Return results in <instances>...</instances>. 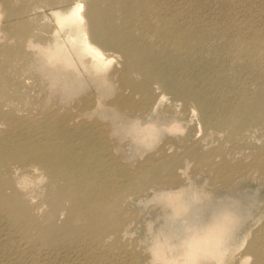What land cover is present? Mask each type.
<instances>
[{
	"label": "rangeland",
	"instance_id": "rangeland-1",
	"mask_svg": "<svg viewBox=\"0 0 264 264\" xmlns=\"http://www.w3.org/2000/svg\"><path fill=\"white\" fill-rule=\"evenodd\" d=\"M234 1L193 4L225 14L231 27L237 14L228 4ZM237 2L246 7L240 18L262 10L258 26L264 24V0ZM12 4L16 12L32 1ZM13 18L1 14L0 24L12 25ZM20 35L14 30L9 39L14 48H5L6 32L0 31V264H165L152 251L161 246L155 245L158 238L176 249L182 223L197 224L222 211L229 226L222 250L207 260L171 251L167 262L253 264L247 246L264 222V173L259 165L243 171L264 158V136L250 130L254 122L227 129L226 113L209 132L194 100L165 93L157 102L170 105L161 116L170 115L171 126L140 131L129 124L113 126L129 118L119 107L104 106L116 95L114 81L105 83L106 92L97 98L100 109L72 107L93 82L82 87L84 80H75L66 89L68 78L49 79L46 68L28 62L32 50L17 45ZM203 56L189 74L195 98L205 96L214 114L226 102L238 103L240 111L233 114L240 119L249 118V111L256 116L264 111L258 84L244 68L220 71L219 57L206 62ZM246 98L252 102L242 103ZM159 150L167 156L161 158ZM164 185L171 187V197L161 201L156 189ZM76 245L81 252L73 250Z\"/></svg>",
	"mask_w": 264,
	"mask_h": 264
},
{
	"label": "bare ground",
	"instance_id": "bare-ground-1",
	"mask_svg": "<svg viewBox=\"0 0 264 264\" xmlns=\"http://www.w3.org/2000/svg\"><path fill=\"white\" fill-rule=\"evenodd\" d=\"M31 1L30 7L15 12L12 0H0V15L13 18L11 8L15 12L12 25L0 24V31L6 32L5 48H14L13 40H9L14 37L10 35L14 30L21 31L17 45L32 50L27 56L28 62L34 60L46 68L49 79L68 78L62 85L66 89L68 83L75 80H84L80 83L82 87L93 82L94 87L74 100L72 107L85 111L100 109L102 101H97V98L106 92L105 83L112 86L114 81L116 95L111 103L105 102L104 106L119 107L129 118L116 125L110 120L113 126L129 124L135 131L159 124L171 126L173 119L170 115L167 116L171 118L169 121L165 113L161 116L164 108L168 109L170 105L159 107L157 102L167 93L173 99L191 103L194 100L197 116L209 132L221 120L218 116L229 113L228 121L223 123L227 129L254 122L250 130L264 136V111L258 116L249 111V118L240 119L233 114L240 111V104L226 102L224 108L215 110V115L211 105L205 103V96L194 97L196 90L191 87L189 75L196 58L206 55L203 56L205 61L210 62L212 58L219 57L220 71L236 72L244 68L245 76L258 84L257 98L264 101V24L258 26L262 17L258 13L262 10L245 20L240 18V12L246 7L242 8L235 0L228 6L236 9L237 22L229 27L230 24L224 20L225 14L220 17L217 16L218 11L193 4L199 0ZM27 26L30 27L27 29ZM7 60L11 62L10 58ZM227 90L231 91L230 88ZM241 102L250 103L252 100L246 98ZM105 127L109 126L106 124ZM235 132L232 131L233 134ZM159 153L161 158L167 156L164 151L159 150ZM59 164L60 161L54 167ZM257 165L263 174L264 158L245 166L243 171L257 168ZM164 186L167 187L156 189L161 201L171 197L168 194L171 187ZM174 207L179 211L180 203ZM223 212L197 224L182 223L181 246L173 249L169 241L160 242L158 238L155 245L160 243L161 246H153V253L165 264H173L167 262V253L171 251L178 254L185 251L189 257L210 259L224 248L220 244L221 238L229 230L223 218L226 213ZM73 250L81 252L82 247L76 245ZM246 251L250 252L253 264H264V222L255 229Z\"/></svg>",
	"mask_w": 264,
	"mask_h": 264
}]
</instances>
